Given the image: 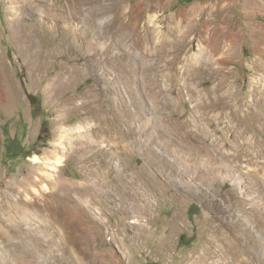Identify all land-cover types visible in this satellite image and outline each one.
Instances as JSON below:
<instances>
[{
	"label": "rangeland",
	"instance_id": "1",
	"mask_svg": "<svg viewBox=\"0 0 264 264\" xmlns=\"http://www.w3.org/2000/svg\"><path fill=\"white\" fill-rule=\"evenodd\" d=\"M62 1L0 0V264H260L264 0Z\"/></svg>",
	"mask_w": 264,
	"mask_h": 264
},
{
	"label": "bare ground",
	"instance_id": "2",
	"mask_svg": "<svg viewBox=\"0 0 264 264\" xmlns=\"http://www.w3.org/2000/svg\"><path fill=\"white\" fill-rule=\"evenodd\" d=\"M25 1V0H24ZM36 1L37 0H30V2H32V3H36ZM83 1H85V0H82V4H83ZM63 1L61 0V4H59V6H60V8L59 9H61V8H63V10H61V12H62V14L63 13H66V9H64V4L62 3ZM31 3V9H32V12H31V16L32 15H34V11L37 9L33 4ZM66 3V2H65ZM81 3H78L77 1H75V0H73L72 1V3H71V5H70V7H71V16L73 17V18H78V16H80V15H82V12L85 10V9H83V8H81ZM114 6H113V5ZM112 4H110V5H98V6H96L95 8H92V13H91V15H87L88 17H89V20L90 21H88L89 23H88V27H87V31L90 33V34H92V35H94V36H96L97 34H98V29H103V28H109V29H112V31H119V30H121V29H124V30H126L127 31V33H126V35L128 34V37H130L131 36V33L128 31V29H130L131 27H132V22H133V18H136L137 16H135V15H133V14H128V15H121L120 13H118V12H120L119 10H118V12H116L115 13V15H114V13H113V15L114 16H112L111 17V19L110 20H108V22H106L105 24H104V27L103 28H101L100 27V25H98V23H97V21H96V18L98 17V16H100V15H102V14H107L108 12L110 13V12H114V10H115V5L117 6L118 4H115V3H112ZM30 5V4H29ZM49 6H50V8H52L53 9V6H52V4H49ZM80 6V7H79ZM57 9V8H56ZM118 9V8H117ZM49 10V9H48ZM30 11V10H29ZM47 11V10H46ZM117 11V10H116ZM52 13V12H51ZM51 13H50V10H49V12L47 11L45 14H46V17L48 18V19H50L49 21H54L55 22V18L53 17V15H51ZM126 14V13H125ZM86 15V14H85ZM84 16V15H83ZM91 16H92V18H91ZM86 17V16H85ZM83 19V18H82ZM117 22H120V23H118L119 25H123V26H115L114 27V25L117 23ZM53 23V22H52ZM104 31V30H103ZM112 33V32H111ZM113 34V33H112ZM115 35V34H114ZM117 35V34H116ZM96 37H98V36H96ZM95 37V38H96ZM127 37V36H126ZM127 39V38H126ZM135 39V38H134ZM234 231H236V226L231 230V232H232V234H234L235 232ZM264 232V231H263ZM263 232H261L260 233V237L261 238H263L264 239V233ZM253 245H255L254 243H253ZM261 250H262V256L258 259V263H260V264H264V248H260ZM222 257V256H221ZM214 262H216V261H214Z\"/></svg>",
	"mask_w": 264,
	"mask_h": 264
},
{
	"label": "trees",
	"instance_id": "3",
	"mask_svg": "<svg viewBox=\"0 0 264 264\" xmlns=\"http://www.w3.org/2000/svg\"><path fill=\"white\" fill-rule=\"evenodd\" d=\"M183 2H192V1H196V0H182ZM32 99H34V97L33 96H30Z\"/></svg>",
	"mask_w": 264,
	"mask_h": 264
}]
</instances>
